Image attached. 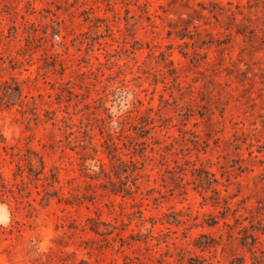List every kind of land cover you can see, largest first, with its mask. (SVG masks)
Wrapping results in <instances>:
<instances>
[{
  "label": "rangeland",
  "instance_id": "374dc122",
  "mask_svg": "<svg viewBox=\"0 0 264 264\" xmlns=\"http://www.w3.org/2000/svg\"><path fill=\"white\" fill-rule=\"evenodd\" d=\"M2 183L0 264H264V0H0Z\"/></svg>",
  "mask_w": 264,
  "mask_h": 264
},
{
  "label": "trees",
  "instance_id": "16d2710c",
  "mask_svg": "<svg viewBox=\"0 0 264 264\" xmlns=\"http://www.w3.org/2000/svg\"><path fill=\"white\" fill-rule=\"evenodd\" d=\"M18 92H20V89L18 88V90H17ZM39 163H40V166H41V168H42V170L45 168V166H46V162H45V159L42 157V156H40L39 157ZM33 166H34V164H32V163H30V171L31 172H35V170H33ZM51 177H52V182H58V176H57V173H53L52 175H51ZM112 181V180H111ZM5 184V183H4ZM4 185H3V183L2 184H0V197L3 195V193H4Z\"/></svg>",
  "mask_w": 264,
  "mask_h": 264
}]
</instances>
